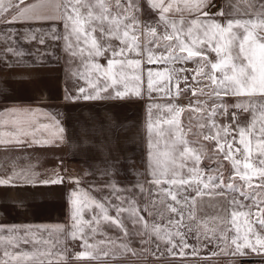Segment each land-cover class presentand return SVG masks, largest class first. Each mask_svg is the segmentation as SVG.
<instances>
[{"label": "snow or ice", "instance_id": "1", "mask_svg": "<svg viewBox=\"0 0 264 264\" xmlns=\"http://www.w3.org/2000/svg\"><path fill=\"white\" fill-rule=\"evenodd\" d=\"M147 3L150 9L158 12L157 26L141 23L137 16L140 11L137 0H59L54 4L51 0L28 4L25 0H0V25L8 26L5 32H0V39L12 42L5 49L7 53L24 54L12 46L23 32L21 39L25 42L44 45L45 37L62 40V50L79 62L72 76L83 84L74 95L66 94L65 99L97 100L104 98L102 93L115 99L141 96L142 62L165 66L162 70H148L149 95L156 92L168 97L181 96L191 90L195 98L187 107L174 103L149 105L150 184L155 189L154 193L149 189V197L153 209L157 203L160 205L158 215L166 223L149 225L138 215L133 200L113 204L116 214L110 215L105 203L86 191L73 189L68 201L71 224L67 234L73 240H81L83 249L74 258L95 260L102 254L115 259L121 252L135 255L127 245L111 239L90 242L95 241L102 223L115 226L127 235L122 219L126 212L134 224H141L150 236L164 244L169 256L186 257L189 253L185 249L191 247L186 236L194 229L185 221L196 220L197 199L205 195L218 197L224 203L222 212L212 218L214 227H208V221L196 222V239L203 237L208 243L216 242L224 256L235 258L254 254L264 258V0H232L235 13L222 9L216 14L205 11L211 0H147ZM185 13H196L197 17L188 20ZM177 14L178 19L174 18ZM218 15L232 18L221 23L215 19ZM57 20L62 22V33L55 25L48 30L10 27L18 23ZM160 27L162 33L158 30ZM44 54L54 56V52ZM210 54H215L214 60ZM105 56L107 63L102 65L98 58ZM188 62L196 64L191 70L194 72L191 80L196 86L189 85L188 76L183 75L185 87L181 88V74L188 70L176 65ZM226 97L236 98L235 102L228 103ZM230 109L238 110L231 113L232 123H219L218 117L227 116ZM8 112L17 117L11 120L17 131L0 133V143H22L20 137L28 135H33L34 143L48 142L35 139L39 129L29 132L22 126L30 124L36 113L16 109ZM186 112L187 124L181 119ZM238 112L250 113L251 119L241 123L237 119ZM57 128L58 132L64 131L58 127V122ZM202 161L210 166L205 169ZM18 182L57 185L62 184L64 178L56 175L37 181L28 173L15 170L6 178H0V186H20ZM74 182L79 184L78 179ZM116 188L117 185H113L114 191ZM189 191L196 195H188ZM116 199L120 200L119 195ZM181 208L190 210L185 214ZM89 211L92 215L87 218L85 214ZM167 213L179 218L167 216ZM54 230L65 231L62 225L55 226ZM6 231L4 234L5 229L0 228V250L3 252L0 264H45V258L51 256L50 248L36 247L51 244V233L46 239L30 229L23 235L14 227ZM21 242L31 243L35 251H14ZM141 243L145 241L142 239ZM159 247L157 244V250ZM196 254L193 249L192 255ZM163 255L161 253V257ZM47 264H52L51 259Z\"/></svg>", "mask_w": 264, "mask_h": 264}, {"label": "crops", "instance_id": "2", "mask_svg": "<svg viewBox=\"0 0 264 264\" xmlns=\"http://www.w3.org/2000/svg\"><path fill=\"white\" fill-rule=\"evenodd\" d=\"M38 0H25V4L36 3ZM45 3L48 0H44ZM57 3L59 0H51ZM140 11L137 13L141 23H149L153 26L158 24V12L150 9L147 0H137ZM235 13L232 0H211L205 11L216 14L221 10ZM51 11L50 8H45ZM185 19H194L196 13H185ZM174 18H179L178 14ZM232 18L227 15L215 16L219 22L224 23ZM53 25L58 32L63 31L62 22L48 21L36 23H18L10 27L39 28L48 30ZM8 26L0 25V32H5ZM161 33L163 28L158 29ZM39 35V34H38ZM23 32L17 36L16 43L12 46L24 54L16 56L5 51L11 41L0 39V133H15L16 126L11 120L17 119L8 110H27L36 113L31 123L22 126L35 132V139L48 141L47 143H34L33 135L21 136L22 143H0V178H6L12 173L24 171L37 181L54 178L59 175L64 178L62 184H23L20 186H0V228H17L20 235L26 230L36 235L49 238L51 233V244L37 245L45 250L51 249V256L45 258V264L51 259L52 264H124L133 260L138 264H228V260L236 258H247L251 262H262L264 258L250 254L244 257H229L220 254L216 242L208 243L203 237L196 239L195 228L197 221H208V227H214L212 218L222 212L221 205L224 203L218 197L203 196L197 199L196 220L185 221L191 223L194 231L186 236V242L191 246L185 251L189 253L186 257H171L167 254L163 243L155 236H150L148 230H144L141 224H134L131 216L126 212L122 219L128 230L125 235L123 231L115 226L102 223L100 231L96 234L95 241L109 240L123 243L132 252L118 253L115 259L111 256H103L99 259H75V254L82 251V241L73 240L67 234L71 224V206L69 195L73 189L79 188L109 207L110 215L115 216L113 204H119L121 200H133L138 207V215L144 217L149 225L166 223L165 219L159 217L160 205L157 203L153 209L149 197V189L155 192L154 186L150 184L152 179L149 167V146L147 134V122L149 105L174 103L181 107H187L195 98L191 90L186 95L164 96L162 93L153 92L149 95L147 90V72L162 70L163 64H148L142 62L143 80L142 95L130 96L125 99H115L102 93L101 99L97 100H72L65 99L66 94L74 95L76 89L83 82L76 80L72 72L79 66L78 61H73L63 50V41H53L45 37L46 43L25 42L21 39ZM118 44L117 42H114ZM54 52V56L44 53ZM139 58V57H136ZM215 59V54H210ZM98 62L106 65L107 57H99ZM188 71L181 74L180 87H185L183 75L188 76V84L195 87L191 77L196 64L188 62L176 65ZM111 91V90H110ZM114 96V93H113ZM204 99V97H200ZM234 97H226L228 103L235 102ZM155 113L156 110L152 109ZM238 111L230 109L227 116L218 117L219 123H232L231 113ZM188 113L181 116L182 121L187 124ZM155 118V117H154ZM23 119V117H21ZM237 119L246 123L251 119L250 113L238 112ZM7 122V123H5ZM58 127L63 132H58ZM47 125V128H41ZM62 137L58 139L57 137ZM206 145L209 142L204 141ZM202 167L207 169L210 165L202 161ZM214 166V165H211ZM230 168V166H229ZM79 180V184L74 182ZM113 185H117L113 190ZM141 186L143 191H141ZM190 196L195 192L189 191ZM119 195L120 200L116 197ZM242 199V198H241ZM111 201V203H109ZM168 203H174L171 200ZM127 207V204L124 205ZM179 208L180 206L177 205ZM147 208L148 210H145ZM187 212L188 208H181ZM98 212V210H96ZM152 211V215H149ZM90 218L91 211L87 212ZM167 216L175 214L167 213ZM175 218H179L175 216ZM64 226V232H56L55 226ZM40 226H44L43 228ZM200 231H203L201 227ZM142 239L145 243H141ZM157 244H160L157 250ZM109 249L111 245L107 246ZM193 249L197 251L192 255ZM35 251L31 243L21 242L19 248L14 251ZM179 251V249H177ZM155 253V256L152 253ZM216 252L217 255H212ZM161 253L164 255L161 257ZM3 255L0 250V256ZM156 257H160L159 259Z\"/></svg>", "mask_w": 264, "mask_h": 264}, {"label": "rangeland", "instance_id": "3", "mask_svg": "<svg viewBox=\"0 0 264 264\" xmlns=\"http://www.w3.org/2000/svg\"><path fill=\"white\" fill-rule=\"evenodd\" d=\"M225 164H227V162H225ZM124 264H138V262L132 259L131 262ZM228 264H262V262H251L250 259L247 258H236L235 260H228Z\"/></svg>", "mask_w": 264, "mask_h": 264}]
</instances>
